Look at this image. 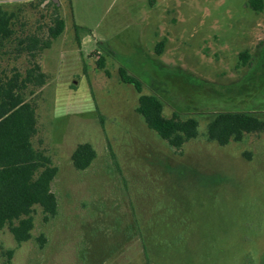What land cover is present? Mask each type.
Wrapping results in <instances>:
<instances>
[{
	"label": "rangeland",
	"instance_id": "rangeland-1",
	"mask_svg": "<svg viewBox=\"0 0 264 264\" xmlns=\"http://www.w3.org/2000/svg\"><path fill=\"white\" fill-rule=\"evenodd\" d=\"M52 2L0 0L17 14V33L46 31L55 12L66 25L40 58L48 81L36 98L34 140L59 170L58 215L45 223L36 207L33 238L21 245L0 230V264H147L144 245L150 264H264V134L225 147L206 136L223 112L264 120V8L57 0L56 11ZM27 67L26 57L2 61L6 72ZM120 68L162 101L166 117L196 119L198 138L170 148L137 113L140 94L121 82ZM82 143L97 158L78 171L72 155Z\"/></svg>",
	"mask_w": 264,
	"mask_h": 264
},
{
	"label": "trees",
	"instance_id": "trees-1",
	"mask_svg": "<svg viewBox=\"0 0 264 264\" xmlns=\"http://www.w3.org/2000/svg\"><path fill=\"white\" fill-rule=\"evenodd\" d=\"M153 3V2H152ZM55 10L57 5L52 2ZM250 7L261 12L264 0H250ZM51 25L33 33H17L18 16L0 6V230L8 228L15 241L21 245L32 240L35 228V208L42 209L44 222L58 215L59 204L52 186L58 176V168L46 150L36 147L34 140L39 133L38 91L47 83L48 76L40 64L42 53L50 49L65 30V21L55 12ZM43 30L45 32H43ZM47 33V34H46ZM163 42L157 45L162 53ZM13 54L15 59L26 57L25 71L2 69L4 57ZM248 51L240 55V64H250ZM105 69L104 60L98 61ZM107 74L108 72L105 71ZM122 83L131 85L140 94L137 113L146 126L154 131L170 148L181 151L199 136L196 119H182L178 114L166 117L162 101L154 95L143 93L142 82L125 68L119 69ZM264 134V120L244 112L218 114L207 127L210 142L225 147L231 142H242L246 135ZM97 158V152L89 143L78 145L72 155L76 170H87ZM41 246L46 238H39ZM9 251L8 255L12 256ZM144 256L150 264V256L144 245Z\"/></svg>",
	"mask_w": 264,
	"mask_h": 264
},
{
	"label": "water",
	"instance_id": "water-1",
	"mask_svg": "<svg viewBox=\"0 0 264 264\" xmlns=\"http://www.w3.org/2000/svg\"><path fill=\"white\" fill-rule=\"evenodd\" d=\"M52 1L55 2V3L57 2V0H52Z\"/></svg>",
	"mask_w": 264,
	"mask_h": 264
}]
</instances>
